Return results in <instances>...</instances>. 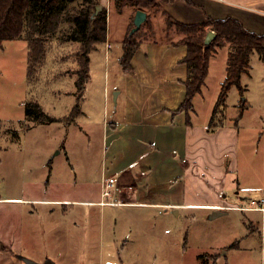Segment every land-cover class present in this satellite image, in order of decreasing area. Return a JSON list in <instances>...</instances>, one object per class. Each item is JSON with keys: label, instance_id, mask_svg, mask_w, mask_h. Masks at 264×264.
<instances>
[{"label": "rangeland", "instance_id": "374dc122", "mask_svg": "<svg viewBox=\"0 0 264 264\" xmlns=\"http://www.w3.org/2000/svg\"><path fill=\"white\" fill-rule=\"evenodd\" d=\"M73 6L80 7L79 1ZM122 10L111 6L109 60L105 64L92 51L89 76L81 90L75 83L79 43L67 40L69 23H62L50 37L45 60L34 76L28 73L25 38L8 39L0 45L1 196H35L36 184L48 197L83 198L98 192L96 181L105 154L103 126L110 120L115 101L112 86L128 73L118 58L126 31L127 16ZM150 13L155 21L152 38L180 37L175 29L165 34L162 10L151 7ZM66 40L69 45L63 46ZM218 58L203 92L193 98L199 120L208 119L219 94L224 62L219 64ZM251 65L241 79L245 91L241 94L231 87L214 118L215 122L225 119L239 131L236 167L227 171L230 175L221 193L229 206L239 204L248 192L257 194L251 186L264 188V66L256 52ZM77 101L81 114L70 119ZM29 102H38L44 112L60 119L48 123L29 119ZM197 193L206 198L209 192L199 188ZM229 206L225 213L214 214L200 207L175 211L26 200L17 207L23 232L15 245L23 257L35 261L47 257L56 264H261L259 224L250 225L248 211Z\"/></svg>", "mask_w": 264, "mask_h": 264}, {"label": "crops", "instance_id": "0c3cea01", "mask_svg": "<svg viewBox=\"0 0 264 264\" xmlns=\"http://www.w3.org/2000/svg\"><path fill=\"white\" fill-rule=\"evenodd\" d=\"M192 1L194 4L186 0L162 4L167 13L181 22H201L205 19V14L216 18L231 16L246 28L264 34V0ZM99 3L106 7L108 20L111 6L114 5L112 0H99ZM121 12L127 16V31L136 9L127 5ZM149 12L146 11L147 14ZM208 31L213 29L208 28ZM109 34L107 22L106 40L98 43L92 50L98 52L105 64L113 47ZM173 40L168 36L156 40L144 38L131 59L133 71L123 73V80L119 84L116 83L118 80L114 82L112 91L115 101L110 120L103 126L105 154L100 177L96 181L99 184L98 192L93 197L81 198L67 194L48 197L38 184L35 196L0 195V264H23V255L15 242L23 232L17 207L26 200L39 204L88 203L101 207H162L175 211L200 207L212 209L219 214L225 213L224 210L229 205H226L221 193L224 181L230 175L227 171L236 167L240 148L239 131L235 126H229L225 119L218 121L214 127H209L213 110L204 121L197 119L194 104L189 119L186 111L178 109L185 97L187 65L182 60L187 47L183 43L175 44ZM64 45L68 46L69 41L66 40ZM92 51L89 54L90 62ZM228 51L229 47L224 45L213 52L209 73L198 94L207 85L206 81L213 73V61H217L215 59L218 57L219 64L224 62L220 66L221 86L226 76ZM261 63L264 66L262 60ZM104 75L107 78V74ZM107 183H110L108 187ZM106 188L108 195L103 194ZM199 188H206L208 197L197 196ZM250 188L256 189L257 194L248 192L241 197L239 204L229 207L248 211L252 222L250 225L254 226V221L259 224L260 260L264 264V188L262 185ZM242 189L249 191L247 187ZM239 192L236 191V194ZM193 194L197 197H193ZM107 197L110 199L106 200ZM46 259L50 258L44 257L37 262Z\"/></svg>", "mask_w": 264, "mask_h": 264}, {"label": "trees", "instance_id": "16d2710c", "mask_svg": "<svg viewBox=\"0 0 264 264\" xmlns=\"http://www.w3.org/2000/svg\"><path fill=\"white\" fill-rule=\"evenodd\" d=\"M76 1H79L80 7L73 6ZM160 1L169 3L174 0ZM186 1L194 4L192 0ZM112 2L118 10H122L127 5L145 11H150L151 7L158 8L165 17V22L163 21L165 34L171 29L181 34L178 39L173 40L175 44L183 43L187 47L186 55L182 60L187 65V77L184 82L185 97L178 109L186 111L188 119L193 108V98L201 92L205 84L210 58L217 48L227 45L229 51L226 76L221 83L209 127L217 124L214 120L216 112L224 106L231 86L237 87L241 94L245 91L241 77L249 73L251 55L254 52L258 53L264 62V34L246 28L234 17L216 18L205 14V19L201 22L185 23L161 9L157 0H112ZM99 4V0H0V45L8 39L25 38L28 46V73L34 76L45 60L50 37L59 30L62 23H69L70 33L67 40L79 43L76 52L79 66L76 70L75 83L81 90L89 76V54L98 43L104 42L107 38V9L102 6V9L96 12V6ZM151 14L150 12L147 14L145 21L134 32H131L134 27L133 17L129 22L122 40V54L119 59L124 72L133 71L131 59L141 41L144 38L157 39L151 36L155 34V21ZM208 28H212L215 35L206 42ZM147 32L149 35H146ZM80 113L81 108L77 101L69 117L73 119ZM26 115L29 119L42 123L60 119L44 112L38 102L27 104Z\"/></svg>", "mask_w": 264, "mask_h": 264}, {"label": "water", "instance_id": "95a60500", "mask_svg": "<svg viewBox=\"0 0 264 264\" xmlns=\"http://www.w3.org/2000/svg\"><path fill=\"white\" fill-rule=\"evenodd\" d=\"M101 9H102V5L99 4L96 6V12H98ZM146 18H147L146 11L142 9H137L133 17L134 27L131 29V32L137 30L141 26V24L145 21ZM214 35L215 33L213 31H208L206 34L205 41L209 42L214 37ZM214 214H219V212H215ZM22 260L26 264H55L54 261L51 259H46L43 262H37L33 259L23 257Z\"/></svg>", "mask_w": 264, "mask_h": 264}, {"label": "built area", "instance_id": "2783aa9c", "mask_svg": "<svg viewBox=\"0 0 264 264\" xmlns=\"http://www.w3.org/2000/svg\"><path fill=\"white\" fill-rule=\"evenodd\" d=\"M109 185H110V183H107V184H106V187H108ZM103 194H104V195H108V189H107V188H106V190L103 191ZM262 201H263V200H262ZM111 202L113 203V201H111ZM260 203H261V200L258 202V206L260 205Z\"/></svg>", "mask_w": 264, "mask_h": 264}]
</instances>
